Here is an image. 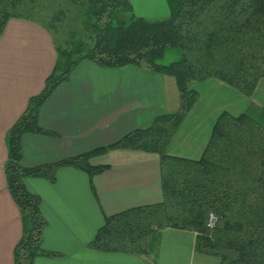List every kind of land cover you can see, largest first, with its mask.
I'll use <instances>...</instances> for the list:
<instances>
[{"label":"trees","instance_id":"trees-1","mask_svg":"<svg viewBox=\"0 0 264 264\" xmlns=\"http://www.w3.org/2000/svg\"><path fill=\"white\" fill-rule=\"evenodd\" d=\"M68 1L79 9L78 32L67 29L64 18H69L61 6L55 12L48 8L53 0H8L0 9V39L11 19L39 22L52 35L57 52L44 89L31 98L7 136V187L23 224L15 264L59 256L42 248L47 227L42 199L29 191L25 180L55 182L62 167L93 178L106 166H94L91 160L109 149L158 154L164 199L107 217L90 248L152 256L160 232L178 229L196 233V251L218 257L220 264H264V108L252 106L238 116L221 113L198 160L168 154L200 99L197 84L218 79L252 97L264 80V0H166L170 15L164 19L136 16L131 0ZM34 13L45 14L46 20L33 18ZM170 52L180 58L163 64ZM83 61L107 69L134 66L173 78L180 96L178 110L112 147L24 167L22 138L53 135L40 124L41 109ZM211 214L218 217L213 228L208 226Z\"/></svg>","mask_w":264,"mask_h":264},{"label":"crops","instance_id":"crops-1","mask_svg":"<svg viewBox=\"0 0 264 264\" xmlns=\"http://www.w3.org/2000/svg\"><path fill=\"white\" fill-rule=\"evenodd\" d=\"M7 1L0 0V9ZM131 2L138 17L170 15L166 0ZM56 61L53 37L44 26L24 19L8 22L0 39V264H15V248L23 234L20 211L7 187V136L31 98L44 89ZM179 98L171 77L134 66L107 69L83 61L41 109L40 124L53 135L22 138V165L33 168L112 147L151 127L158 117L176 112ZM252 106L264 108V80L252 97L218 79L202 82V97L175 134L168 154L200 159L221 113L238 116ZM91 164L106 169L90 178L82 170L62 167L55 182L25 180L29 191L42 199L47 221L42 248L59 255L37 257L34 264H220L218 257L196 251V233L178 229L160 232L152 256L90 248L107 217L164 199L156 153L109 149Z\"/></svg>","mask_w":264,"mask_h":264},{"label":"rangeland","instance_id":"rangeland-1","mask_svg":"<svg viewBox=\"0 0 264 264\" xmlns=\"http://www.w3.org/2000/svg\"><path fill=\"white\" fill-rule=\"evenodd\" d=\"M54 2H52L51 4L48 5V8L52 11L55 12L60 8V6L62 7V9L65 10L66 16L69 18H64L65 20V25H67L68 23V27L67 29H69L72 32H78V26H79V22H78V16H79V9L73 5L70 1L68 0H61L60 2L57 0H53ZM35 14V13H34ZM32 14L33 18L36 19H43L46 20L45 14L43 13H36L35 15ZM78 35V34H77ZM180 58L179 54H177L176 52H170L166 55L165 59L163 60V64H170L174 61H177ZM196 88L199 90L200 96L202 97V83L197 84ZM201 105L200 106V110L202 109V98H201ZM237 111V108H235ZM200 113H202L200 111ZM239 113V112H238ZM197 119V118H196Z\"/></svg>","mask_w":264,"mask_h":264},{"label":"built area","instance_id":"built-area-1","mask_svg":"<svg viewBox=\"0 0 264 264\" xmlns=\"http://www.w3.org/2000/svg\"><path fill=\"white\" fill-rule=\"evenodd\" d=\"M217 221H218V217L216 215H214V214H211L210 217H209L208 226L213 228Z\"/></svg>","mask_w":264,"mask_h":264}]
</instances>
